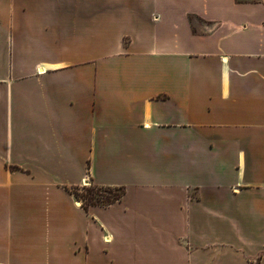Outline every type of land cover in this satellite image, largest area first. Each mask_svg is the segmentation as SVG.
Instances as JSON below:
<instances>
[{"label":"crops","instance_id":"crops-1","mask_svg":"<svg viewBox=\"0 0 264 264\" xmlns=\"http://www.w3.org/2000/svg\"><path fill=\"white\" fill-rule=\"evenodd\" d=\"M0 264H264V0H0Z\"/></svg>","mask_w":264,"mask_h":264},{"label":"trees","instance_id":"trees-1","mask_svg":"<svg viewBox=\"0 0 264 264\" xmlns=\"http://www.w3.org/2000/svg\"><path fill=\"white\" fill-rule=\"evenodd\" d=\"M191 20H194V17H191ZM69 190L82 201L86 209L90 205L108 206L122 199L125 194L124 187L103 186L93 182L89 185L72 187Z\"/></svg>","mask_w":264,"mask_h":264}]
</instances>
